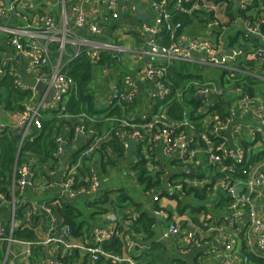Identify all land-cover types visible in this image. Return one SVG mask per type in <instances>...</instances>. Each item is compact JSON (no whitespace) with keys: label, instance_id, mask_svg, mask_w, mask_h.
<instances>
[{"label":"crops","instance_id":"1","mask_svg":"<svg viewBox=\"0 0 264 264\" xmlns=\"http://www.w3.org/2000/svg\"><path fill=\"white\" fill-rule=\"evenodd\" d=\"M203 1L214 3L223 1L216 12V14H222V20H219L215 14L219 25L216 28H210V23L212 20H215L213 18L214 15L211 12L200 11L195 14V17H191L193 23L185 29H182V32L178 34V40L188 42L197 38H207L218 46L219 53L225 52V50L231 47H238L239 43L244 40L242 35H245L240 18L236 16L230 22V19H228L230 12L226 10V2L224 0ZM231 1L235 3L233 5V14L234 11L237 13L239 0ZM257 1L251 9V15L258 12L260 16H263L264 4L260 0ZM70 3H72L71 0H66L67 9ZM136 8H138L141 14L147 17L146 20H149L150 0H119L116 6L118 17L115 19L109 16L105 9L98 3V0H90L86 6V14L89 20L101 27L99 33L90 32L88 27L76 28L70 18L65 19L64 6L59 0H35L29 2V5L20 9L19 12L25 18L21 22H28L29 24H32L41 17V14L38 13L39 10L43 12L42 15H52L60 35L65 37V40H63L64 46L66 44L71 46V51L65 52L64 55L66 56L73 53L77 45H80L83 50L91 49V43L113 45V66L109 68L95 67L89 88L95 92L99 105L108 106L110 104L109 96L112 91L123 90L130 80L135 83L137 81L142 83L144 86L142 93L137 87L138 90L134 98V107L127 113L128 118L133 120L136 117L143 119L150 112L147 96L148 91L151 89V82L143 80L139 72L150 61L153 63L161 62L160 58H152L148 54V49L144 45V38L138 31L139 25L144 21L139 20L135 15ZM204 19L205 22L203 21ZM248 36L253 37L257 35L250 34ZM258 37L260 39L258 41V48L253 52H243L232 63V67L235 70L234 74L238 80L243 85L249 84L251 88V95L247 94L250 97L249 99H251L250 104L247 106L242 104L238 101V95H232L227 92V88L223 82V71L221 72L218 86L219 98H229L230 100L228 101L229 103L226 109L228 113L227 118L230 121L228 128L224 132V146L227 150H235L236 148L243 149L249 161H251V153L264 150V144H259V134L255 132L259 126V122L253 112L254 106L260 105L264 108V79L261 77V73H264V58L256 55L260 51V44L264 45V38ZM54 53L52 51L51 54ZM199 56V54H196L194 57L198 58ZM52 57L54 58L55 56ZM116 57H119V59L117 60ZM2 59L8 61L6 67H9V71L12 70L15 72L25 86L30 87L33 85V75L28 72L26 59L13 50L4 34L0 35V60ZM243 59L249 62H244ZM183 63L189 66V72L199 75L197 78L202 81L206 77L201 71L200 73L198 72L200 68H218L210 66L198 67L192 62ZM2 73L3 71L0 72V75ZM207 82L212 81L209 80ZM229 86L234 87L231 84ZM244 91L246 92L245 89ZM188 97L187 95L186 98ZM201 98L207 99L208 97ZM65 99L66 97L62 101H65ZM19 115L20 112L6 111L0 105V125H4L9 129L16 139H18L16 136H19L20 131L18 124ZM204 116L199 121H196V123L199 122L198 124L202 125L198 129L199 131L195 128L191 129L189 126H185L176 136L186 138L197 149L195 164L188 167L192 168V171L187 176L194 175L190 178L192 183L190 185L194 187L204 186L206 187V191L210 192L208 193L205 204L203 201L198 203V200L194 198L181 197L184 204L190 203L191 206L184 208L182 211H178L176 199L173 196L167 197L160 194L168 187L169 183L176 182L175 180L170 181V178L179 172L181 168L178 166L180 159L177 156L169 157L163 153L164 136L162 132L160 133L161 130L144 126L142 130L148 138L147 144L150 145L151 149L150 156L156 163L150 166L155 171L159 169H163L164 171V181L160 188L161 192L146 193L143 192V189L140 192H134L136 188L130 189L126 187L125 185H131V187H133L132 185H136L134 183L135 181L129 177V171L127 170L128 159H116L115 163L109 164L106 166V170L103 171V160L98 155H93L90 161L85 162L86 165L82 167L80 165L77 168L76 178L89 181L91 177H95L99 182V186L92 191L80 192L72 196L60 188V182L64 178L65 169L69 166L66 160L58 161V166L56 165L57 167L52 169L49 168V164H38L32 160L34 177L31 187L25 186L18 188L14 187L13 183H11L6 191H0V223L4 227H9L10 231L17 227L28 228L35 235L34 242L43 239L48 234L62 235L65 224H63L58 206L63 204L76 207L81 212L77 218L78 221L82 222L81 229L77 236L71 234L70 236L64 237L68 244L73 245L70 248L56 243H49L46 246L39 244L28 245L25 239L18 238L13 240H0V264H51L52 262L59 264L94 263L89 260L88 253L83 248L92 244L95 232L112 225L115 226L118 223L125 224L127 221H124L125 214H128V219H133L137 216V212L141 210L142 212L146 211L150 215L155 216L156 222L152 227V240L161 243L165 248L163 256L158 254L160 251L152 249L153 253L151 256H156L152 264H223L226 252L222 242L231 239L236 244L238 250L234 254V259H238L239 254L244 253V249L242 248L243 237L238 228L230 227V212L228 204L224 203L226 195L218 186L219 181L225 175L221 173L223 177L216 178V170L218 168L208 161V145L199 141L197 137L198 132L206 127L204 123H201V119ZM189 123L195 125L191 121ZM140 126L135 125L134 128ZM83 142L84 138L82 136L73 137L69 146L67 142L66 144L64 143L65 146L63 149L67 148V152H72L73 149L82 146ZM135 142L138 147V142ZM130 152L128 156L132 155V152ZM198 155L200 157H197ZM86 167L88 169L87 172L85 171ZM218 172L220 171L218 170ZM199 174L202 175L198 176ZM126 182L128 184H125ZM231 183L235 184V190L238 189V192L244 188L242 180H234ZM117 184L124 185L117 186ZM120 188L124 191L119 192ZM155 194H159L157 201L152 200ZM176 194L182 196L181 193ZM103 195L105 199H103ZM252 198L258 208H264V193L261 195L255 193ZM133 203L140 205L137 211L134 210ZM171 223L181 224L184 231L191 228L199 238V244H191L183 236L164 238V229ZM138 238L141 239L139 236ZM137 243H134L126 237V245L122 252L132 258L138 256V261L141 264H149L148 258L150 256H147L145 259L141 258L144 247L140 243ZM253 262L255 264H263L256 257Z\"/></svg>","mask_w":264,"mask_h":264},{"label":"built area","instance_id":"2","mask_svg":"<svg viewBox=\"0 0 264 264\" xmlns=\"http://www.w3.org/2000/svg\"><path fill=\"white\" fill-rule=\"evenodd\" d=\"M35 0H11L9 7L4 4V0H0V32L7 38V42L13 50L26 59L28 72L33 75V85L28 87L22 83V80L15 72H12L15 79V84L22 89L28 88L31 91L30 100L24 104L23 110L20 112L18 124L19 131V145L26 137L31 127L40 128L41 111L52 109L62 101L74 86V81L66 75L63 70V63L60 62L64 54V36L57 37L59 30L56 27L55 19L52 15L41 14V17L32 24L28 22H21L24 18L19 10L29 5V2ZM68 9L66 0H59L64 6L65 19H71L76 28L88 27L92 33H99L101 27L95 22L88 19L86 14V6L90 0H71ZM119 0H98V3L105 9L112 19L118 17L116 6ZM225 1V0H224ZM251 0H239V8H243ZM223 1L206 2L203 0H150V17L149 20L141 22L138 31L144 38V45L148 49V54L152 58H160L161 62H148L147 65L141 68L139 74L143 80L151 82V89L148 91V100L164 98L167 89L164 85L168 72V66L172 61L192 62L198 67L210 66L218 67L226 76V82L234 85V87L226 86L229 94H236L239 100L244 105H249L251 99L242 88V82L235 76L232 63L236 58H239L243 51L239 47H231L225 52L219 53V48L216 44L207 38H197L188 42L178 40L177 30L180 27V22L174 20L175 13L185 14L192 17L200 11L211 12L214 19L210 23V28H216L219 22L215 18L217 10L222 5ZM9 11L12 12V18L9 22L4 23ZM25 19V18H24ZM243 24L245 35H257L264 38V34L259 31V23L250 25L246 20L240 18ZM260 23L264 24V17H261ZM164 33L167 40L166 43L160 42V35ZM64 34V33H63ZM62 40V41H61ZM53 42H58V48L54 55L57 58V63H54L52 58V50L50 45ZM92 48L83 50L80 45L75 46V51L69 55L70 59L75 58L83 50L91 62L97 61L101 51H112L113 45L110 44H96L91 43ZM199 54L198 58L194 56ZM114 58V57H113ZM118 60L119 57H116ZM8 61L0 60V72L6 67ZM264 79V73H261ZM38 82L43 83L40 91L35 89ZM225 84V82H224ZM242 85V86H241ZM187 87L193 88L196 94L211 96H219L218 90L215 89L214 84L204 82L200 79L190 80ZM137 85L134 81L127 82L123 90H114L109 96L110 104L114 101L131 102L137 94ZM39 92V93H36ZM176 96L182 99L181 92H177ZM188 111V110H187ZM253 112L259 122L258 128L255 130L259 134V144H264V108L262 106H254ZM202 113V112H201ZM164 114L156 115L153 118L154 122L147 124V127H152L154 123L161 122ZM229 118L224 120L217 119V116H210L207 114L201 119V123L205 124V128L198 132V140L208 145V161L210 164L216 165L220 173L225 177L219 181L218 186L226 193L231 195L233 200L228 204L229 224L232 228H238L243 237L244 253L239 254L238 259H234V254L238 251L234 241H223L222 245L225 250L223 264H255L253 261L256 258L260 259L264 264V215L262 208H258L254 203L252 196L257 193L261 195L264 191V158L254 161L252 163L247 160L244 150L236 148L235 150H227L225 148L224 132L229 126ZM121 125H128L134 127V124H129L126 120L121 121ZM182 129L189 126L194 129L195 125L189 123L186 118V113L183 120L178 123ZM170 128V129H167ZM7 130L4 125H0V133ZM161 130V129H160ZM9 131V129L7 130ZM174 127L163 123L162 132L164 138L163 153L166 156H177L182 162L183 170H187L192 164H195L197 149L182 136L172 134ZM108 134H98L96 131L87 130L84 126H77L73 137L82 136L84 138V149L81 152L77 162L71 166H67L64 173V178L60 182V188L68 194L74 196L80 192H87L96 189L99 186L97 178L91 177L87 186L74 189L73 184L76 180V170L82 164V160L91 156V154L98 148L100 142L105 139ZM124 148L128 150L131 141H142V135L138 132L130 134H123ZM57 150L55 155L61 154L63 151L62 144H66L65 136H58L56 138ZM129 151V150H128ZM236 163H242V170L246 173L245 180H243V190L234 196L235 184H232L227 175L234 172ZM33 169L32 161L23 162L21 164L15 163L13 169V186L23 188L25 186H32L33 183ZM192 184L190 179H183L182 182L169 183L168 187L162 192L167 197L174 196L176 193L182 194L183 184ZM159 192V190L151 191ZM161 192V191H160ZM159 194L152 197L153 201H157ZM155 214H157L154 211ZM64 233L62 235L48 234L43 239L36 242L27 241L28 245L39 244L46 246L49 243L60 244L66 248L73 245L68 244L64 237L71 235V229L68 225L63 227ZM114 232V226L107 227L95 232L93 242L90 246H85L83 249L88 253L92 262H95L99 257H104L112 262L137 264L136 261L123 252L113 253L105 251L102 248V243L108 241ZM183 236L187 242L198 245L199 238L196 233L188 228L184 231L181 224L171 223L164 229L163 237ZM0 240H13L11 235H7L5 227L0 223ZM237 261H239L237 263ZM51 264H59L52 262Z\"/></svg>","mask_w":264,"mask_h":264},{"label":"trees","instance_id":"3","mask_svg":"<svg viewBox=\"0 0 264 264\" xmlns=\"http://www.w3.org/2000/svg\"><path fill=\"white\" fill-rule=\"evenodd\" d=\"M260 1L264 4V0ZM225 2L226 10L230 12V16H228L230 22L237 16L242 20H246L250 25L259 23V31L264 34V24L259 22L264 15L260 16L258 12L251 15V9L254 7V3L258 2L257 0H251V2L247 3L243 8L237 6V13L234 11V14L233 5H235V3L231 0H225ZM251 4L253 5L251 6ZM256 5H258V3H256ZM38 13L42 14L43 12L39 10ZM174 20L180 22L177 34L181 33L182 29H185L193 23L191 17L181 13H175ZM203 21L205 22V19ZM242 37L244 40L239 43L238 47L244 53L253 52L258 48V41H260L258 36L249 37L248 35H242ZM160 42L166 44L169 42L163 32L160 35ZM57 48L58 43L54 42L50 45V49L55 53ZM70 51L71 46L66 44L64 46V54ZM64 54L62 55L63 70L66 72V75L74 81V86L70 92H68L65 101H60L55 108L41 111L40 128H30V132L22 140L19 150V139H16L12 132L7 131V129L0 133V191H6L7 187L12 183L15 163L19 165L22 162L34 160L38 164H49L50 169L57 167L58 161L61 160H66L69 166L75 164L84 149V142L82 146L73 149L72 152H67L66 148L63 149L61 154L54 156L57 150V143L55 140L58 136H65L66 142L68 143L67 145L69 146L75 128L81 125L84 126L86 130L90 127L91 130L96 131L98 134H108L105 139L100 142V145L91 156L82 160L81 167L86 165L85 162L90 161L93 155H98L101 160H103V171L106 170V166L115 163L116 159H128L129 163L127 165V170L129 171V177L133 179L136 184L141 185L143 192L151 193V191H160L164 181V171L163 169L155 171L150 166L156 163L151 159V149L150 145L147 144L148 138L145 133H143V127L147 126L150 122H154L153 118L155 115L164 114L162 121L154 123L151 128L162 130L163 123H166L174 127L172 134L176 135L182 129L181 126H178V123L183 120L185 113L187 120L195 124L194 128L197 131H199L198 129H200L202 125L198 124L199 122L196 123V121H199L204 115L206 116L209 114L210 116H217L219 120H224L228 116L226 109L229 103L228 101H230L229 98L223 99L222 97L219 98V96L217 100L216 96L207 99L196 98L194 89L187 87V84L190 80L199 79L197 78L199 75L189 72V66L186 63L172 61L168 66L166 81L164 83L167 89L164 98L149 99L148 107L150 112H148L146 117L143 119L136 117L130 120L127 113L133 109L135 99L131 102L121 103L114 101L108 106H101L97 103L95 92L89 88L95 67L100 66L109 68L113 66L114 60L112 51H101L99 58L95 62H91L83 50L73 59H70L69 56ZM243 61L249 62L246 59H243ZM15 79L12 72L9 71L8 66L3 69V73L0 75V105H2L6 111L21 112L24 104L30 100L31 91L28 88L22 89L17 86L15 84ZM242 88L246 90L247 94L251 95L252 91L249 84H244ZM177 92H181L182 99L176 96ZM187 95L189 96L188 98H186ZM123 120H126L129 124L141 125V128L121 125V121ZM133 132H138L143 138L142 141L138 143L137 150L132 152L131 156H128L129 151L124 148L123 144L125 140L124 137L121 136ZM246 158L248 160V157ZM262 158H264V150L251 153V161L249 162L252 163V160L258 161ZM178 166L181 167L179 172L174 174L170 178V181L175 180L176 182H182L184 178L190 179L194 176L193 174L187 176L186 170L182 169L183 164L181 161H179ZM235 167V171L228 175L230 181L245 180L246 173L242 170V163H236ZM87 170L86 167L85 171L87 172ZM201 175L202 174H199L198 176ZM217 177H223L218 170H216V178ZM87 184L88 181L76 178L73 188L79 189L80 187L87 186ZM123 191L122 188L119 189V192ZM208 193L210 192H207L204 186L194 187L184 183L182 187V196L175 194L173 197L176 199L178 211H182L184 208L191 206L190 203L184 204L182 201L183 197H190L198 201H203L207 198ZM160 194L164 195V192ZM225 195L224 203L229 204L233 198L229 194L225 193ZM104 197L103 195V199H105ZM139 207L140 205L133 203L135 211H137ZM58 209L63 224L70 227L73 236H77L82 224V222L77 219L81 212L71 205L61 204L58 206ZM124 216V221L127 220L126 223H118L114 226L112 237L108 241L102 243V248L105 251L120 254L126 245V237H128L134 243L138 242L140 245H143L144 252L141 258L145 259L147 256H150L148 258L149 264H152L153 259H156V256H151L153 253L152 249L160 251L158 254L163 256L165 252L164 246L152 240V227L156 222L155 216L150 215L146 211L142 212V210L137 212V216L133 219H128V214ZM5 231L8 236L11 234L13 239H25L26 241H34L35 239L33 231L28 228L17 227L10 231L9 227L5 226ZM138 236L141 237V239H139ZM133 259L137 264H141V262L139 263L138 261V256L135 258L133 257ZM89 264L115 263L104 257H99L94 263Z\"/></svg>","mask_w":264,"mask_h":264},{"label":"rangeland","instance_id":"4","mask_svg":"<svg viewBox=\"0 0 264 264\" xmlns=\"http://www.w3.org/2000/svg\"><path fill=\"white\" fill-rule=\"evenodd\" d=\"M47 10L49 11V9H48V7H47ZM216 16H217V18L219 19V20H222V14H216ZM2 33L0 32V35H1ZM56 36L57 37H59L60 38V33H57L56 34ZM52 55V54H51ZM53 62L54 63H57V58L56 57H54V60H53ZM60 62L62 63V58H61V60H60ZM200 71L202 72V74H204V76L206 77V79L204 80V82H207V81H209V80H211L212 82H210V83H213L214 84V87H215V89L216 90H218V86H219V82H220V76H221V72H222V70L221 69H219V68H214V69H212V68H210V69H206V68H200V70L198 71L199 73H200ZM224 82H225V86H228L230 83H227L226 82V76H224ZM216 100H217V97H216ZM197 157H200L199 155L197 156ZM127 182H129V180H127ZM125 183V184H128V183ZM130 183V182H129ZM135 183V182H134ZM136 184V183H135ZM121 185H124V184H117V186H121ZM126 187H128V188H130V189H134V188H136V190L134 191V192H140L141 190H142V187H141V185H138V184H136V185H132L133 187H131V185L129 186V185H125ZM207 202V200L205 199V200H203V203L205 204ZM198 203H200V201H198Z\"/></svg>","mask_w":264,"mask_h":264},{"label":"water","instance_id":"5","mask_svg":"<svg viewBox=\"0 0 264 264\" xmlns=\"http://www.w3.org/2000/svg\"><path fill=\"white\" fill-rule=\"evenodd\" d=\"M235 1V0H234ZM11 0H4V4L5 6L8 8L9 7V4H10ZM135 15L138 17L139 20L141 21H145L147 19V17L143 14H141L138 10V8H136V12H135ZM12 18V12L9 11V14H8V18L7 20L4 22V23H7L10 21V19ZM260 51L256 54L258 56H263V50H264V45L263 44H260ZM136 85L137 87L139 88V91L142 93V90H143V84L140 83L139 81L136 82ZM43 86V83L42 82H38L35 86V89L36 90H40ZM196 98H201V97H207L206 95H200V94H196L195 95ZM17 138H19V136L17 135L16 136ZM65 144H62V147L64 148ZM129 151L131 152H135L137 150V144L135 141H132L130 144H129V148H128ZM192 171V168H188L187 169V174H190V172ZM238 193V189L235 190L234 192V196H236ZM262 213L264 214V208L262 209Z\"/></svg>","mask_w":264,"mask_h":264},{"label":"bare ground","instance_id":"6","mask_svg":"<svg viewBox=\"0 0 264 264\" xmlns=\"http://www.w3.org/2000/svg\"><path fill=\"white\" fill-rule=\"evenodd\" d=\"M19 139V138H18ZM13 217V216H12ZM65 253V252H64Z\"/></svg>","mask_w":264,"mask_h":264}]
</instances>
